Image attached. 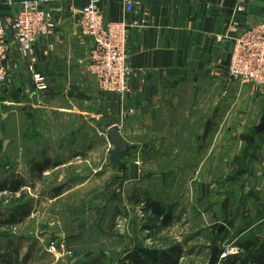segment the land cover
<instances>
[{"label":"crops","instance_id":"1","mask_svg":"<svg viewBox=\"0 0 264 264\" xmlns=\"http://www.w3.org/2000/svg\"><path fill=\"white\" fill-rule=\"evenodd\" d=\"M22 1L0 0L9 52V80L6 91L0 88V104L7 105V112L1 117L11 115L16 125L14 114L16 123L20 122L16 110L22 106L27 123L21 135L23 148L14 137L11 141L18 147L11 160L24 162L22 187L33 167L42 176L69 164L72 156L87 161L100 140L106 143L103 163L113 164L125 187L130 181L138 185L133 191L136 206L142 204L144 185L157 194L151 188L155 181L180 177L183 199L193 193L206 206L224 201L218 199L223 193L237 196L236 214L229 215L224 202L214 216L229 226L241 216L239 232L245 225L264 227V131L256 130L264 114V93L240 81L228 82L227 77L230 39L264 21V0H244L242 12L235 11L238 0H134L131 12L124 0H98L105 21L128 24L132 92L124 98L99 91L86 71L92 45L76 26L75 11L89 0L47 4L53 8L55 30L40 38L27 55L19 52L9 32ZM220 35L225 36L221 42ZM30 65L45 77L47 90L27 93L33 91ZM183 85L188 93L181 92ZM208 92L216 101L212 109L200 104ZM188 94L198 105L185 106ZM194 121L199 126L197 134L187 129ZM111 125L119 127L121 137L132 147L120 164L110 156L106 131ZM36 147L39 153L31 156ZM79 148L85 149L83 157L77 154ZM150 197L144 199L147 207L139 210L154 211L158 202ZM169 199L165 198L166 209L160 208L166 222L172 221L174 211ZM148 226L154 231L155 224ZM131 258L127 255L125 261Z\"/></svg>","mask_w":264,"mask_h":264},{"label":"rangeland","instance_id":"2","mask_svg":"<svg viewBox=\"0 0 264 264\" xmlns=\"http://www.w3.org/2000/svg\"><path fill=\"white\" fill-rule=\"evenodd\" d=\"M187 89L183 85L181 92L188 93ZM210 93L200 101L201 108L212 109L216 104ZM188 97L184 99L185 106L198 105V100L190 94ZM6 107L0 104V186L21 178L25 170L23 160H11L18 153V147H13L11 141L14 137L22 147L26 118L19 105L16 113L20 122L16 123L14 114L16 125H13L11 115L1 117V113L7 112ZM187 129L197 134V121ZM36 153L38 147L31 156L35 157ZM77 154L83 157L85 149L79 148ZM88 155L87 161L72 156L69 164L53 171L49 169L42 176L31 166L25 187L17 191L0 188V264H209L213 245L219 247L213 264H264L261 229L264 227L245 225L239 232L241 216L235 217L232 226L222 217L214 216L224 202H228V214H236L237 196L226 197L223 193L218 199L224 201H211L205 206L193 193L183 199V179L174 177L155 181L151 188L157 194L152 195L149 185H144L142 204L136 206L138 201L133 191L138 185L130 181L125 187L121 177L115 175L113 164L103 163L106 143L102 145L96 140ZM59 194L61 197H57ZM147 196H152L158 202L155 204L165 209V198L171 199L169 203L174 205L171 222H166L163 216L159 219V215H153L154 211L139 210L141 206L147 207L144 199H151ZM23 208L27 213L19 214ZM148 224H155L154 231ZM220 226L223 230L218 234ZM223 253H226L224 257ZM127 255L132 258L125 261Z\"/></svg>","mask_w":264,"mask_h":264},{"label":"built area","instance_id":"3","mask_svg":"<svg viewBox=\"0 0 264 264\" xmlns=\"http://www.w3.org/2000/svg\"><path fill=\"white\" fill-rule=\"evenodd\" d=\"M59 0H23L21 7L9 24V32L22 55L32 53L37 41L51 35L55 30L53 8L49 3ZM129 12L135 8L134 0H124ZM245 9L244 0H238L235 11ZM75 24L80 33L91 42V50L86 62V71L93 78L99 91L115 93L120 98L131 94L129 83L130 66L128 64L126 22H107L102 16L98 0L89 2L75 11ZM7 28L0 17V88L9 80L7 60L9 52L6 46ZM225 36H218L219 42ZM229 62L227 68L228 82L240 81L251 85L254 90L264 93V21L242 29L230 39ZM32 60V59H31ZM33 91L47 90L45 77L33 70ZM226 253L222 254L224 257Z\"/></svg>","mask_w":264,"mask_h":264},{"label":"water","instance_id":"4","mask_svg":"<svg viewBox=\"0 0 264 264\" xmlns=\"http://www.w3.org/2000/svg\"><path fill=\"white\" fill-rule=\"evenodd\" d=\"M3 91H6V85L1 86ZM256 130L258 132L264 131V114L262 115L260 119V123L256 126ZM106 137L110 145L112 146L110 150V156L112 160L120 164L121 159L125 158L128 151L132 149V147L125 141L120 133H119V127L117 125H111L107 131H106ZM223 230V227L220 226L219 229L217 230V233L220 234ZM211 253H210V261L209 264H213L217 257H218V252H219V247L218 246H211Z\"/></svg>","mask_w":264,"mask_h":264},{"label":"trees","instance_id":"5","mask_svg":"<svg viewBox=\"0 0 264 264\" xmlns=\"http://www.w3.org/2000/svg\"><path fill=\"white\" fill-rule=\"evenodd\" d=\"M23 185V180H21V178H18L16 180H12V181H8L7 183H4L3 185L0 186V188H10L11 191H17L20 189V187H22ZM162 209H160L159 206H157L156 208H154V212L159 215L162 216L164 214V212H161ZM19 214L22 213V215L26 214L27 211H25V209H21V211L18 212ZM167 217H164L163 215V219H166ZM152 259V257H151ZM261 261V260H260Z\"/></svg>","mask_w":264,"mask_h":264}]
</instances>
